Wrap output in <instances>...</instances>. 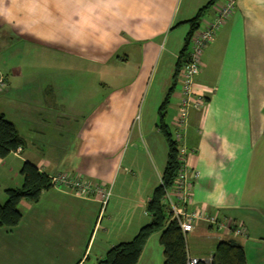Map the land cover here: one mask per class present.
Instances as JSON below:
<instances>
[{
	"label": "crops",
	"instance_id": "crops-1",
	"mask_svg": "<svg viewBox=\"0 0 264 264\" xmlns=\"http://www.w3.org/2000/svg\"><path fill=\"white\" fill-rule=\"evenodd\" d=\"M210 1L0 0V113L24 142L0 158V203L21 186L24 161L111 189L101 215L94 199L66 190L20 201L18 225L0 227V264H93L150 221L168 151L160 105L186 21L203 7L201 26L211 19L222 0ZM201 58L195 80L205 104L190 110L184 133L187 164L198 171L189 208L219 211L246 235L200 222L188 257H212L233 238L246 264H264V0H236ZM178 87L179 76L165 109L171 133ZM159 237H148L136 264L163 263Z\"/></svg>",
	"mask_w": 264,
	"mask_h": 264
},
{
	"label": "trees",
	"instance_id": "trees-1",
	"mask_svg": "<svg viewBox=\"0 0 264 264\" xmlns=\"http://www.w3.org/2000/svg\"><path fill=\"white\" fill-rule=\"evenodd\" d=\"M214 1L211 0L208 5H211ZM205 8H201L192 19L186 21V23H189L190 28L179 53L171 85L160 105L158 128L166 139L168 151L160 184L154 189L146 206L150 221L139 229L132 240L112 246L102 259L95 261L93 264H136L148 237L159 231V241L164 256L162 264H187L188 253L185 235L174 221L168 220L166 209L161 203L164 189L171 185L180 166L177 144L173 132L169 131L164 121V117L165 109L171 94L174 92L181 67L187 55L190 37L201 26ZM23 144V139L19 136L13 123L0 113V158L7 157L10 153L15 152L18 147L22 148ZM19 174L22 177L21 186L4 191L6 199L3 203H0V227L12 229L17 226L21 219V212L18 208L20 201L37 202L41 192L50 188L48 175L40 172L34 164L28 161L22 163ZM211 264H246L244 249L233 238L219 241L213 251Z\"/></svg>",
	"mask_w": 264,
	"mask_h": 264
},
{
	"label": "built area",
	"instance_id": "built-area-1",
	"mask_svg": "<svg viewBox=\"0 0 264 264\" xmlns=\"http://www.w3.org/2000/svg\"><path fill=\"white\" fill-rule=\"evenodd\" d=\"M235 2L236 0H222L212 18L205 20L203 25L191 35L187 55L179 75L178 105L173 137L177 144L180 166L171 185L164 189L161 203L166 209L168 220L174 221L184 235L193 232L200 222L211 229L227 232L235 237L246 235L241 222H235L219 211L209 213L203 209L189 208L193 181L197 178L198 171L191 169L187 164V148L184 142L190 110L202 108L205 104L204 94L197 89L195 80L202 68L203 51L231 15ZM5 84L4 77L0 76V91L5 88ZM20 150L21 148L18 147L15 152L18 153ZM48 178L50 188L66 190L82 198L94 199L99 204L100 215L103 214L111 195L110 187L81 174L59 172ZM211 261L212 257L204 259L188 257L187 264H211Z\"/></svg>",
	"mask_w": 264,
	"mask_h": 264
},
{
	"label": "rangeland",
	"instance_id": "rangeland-1",
	"mask_svg": "<svg viewBox=\"0 0 264 264\" xmlns=\"http://www.w3.org/2000/svg\"><path fill=\"white\" fill-rule=\"evenodd\" d=\"M30 48H36V47H30ZM8 110V108L6 109ZM3 202V201H2ZM185 238H186V242L191 246V247H194L197 244V238H195L194 235H190V234H186L185 235Z\"/></svg>",
	"mask_w": 264,
	"mask_h": 264
}]
</instances>
